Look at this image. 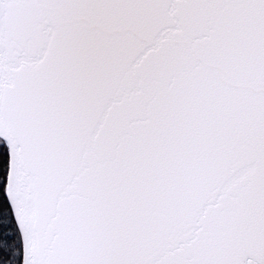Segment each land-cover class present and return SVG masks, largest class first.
<instances>
[{"label":"snow or ice","instance_id":"6c2138e0","mask_svg":"<svg viewBox=\"0 0 264 264\" xmlns=\"http://www.w3.org/2000/svg\"><path fill=\"white\" fill-rule=\"evenodd\" d=\"M0 264H264V0H0Z\"/></svg>","mask_w":264,"mask_h":264},{"label":"trees","instance_id":"16d2710c","mask_svg":"<svg viewBox=\"0 0 264 264\" xmlns=\"http://www.w3.org/2000/svg\"><path fill=\"white\" fill-rule=\"evenodd\" d=\"M0 190H2V186H0Z\"/></svg>","mask_w":264,"mask_h":264}]
</instances>
